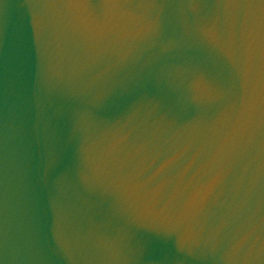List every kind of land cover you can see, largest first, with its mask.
Returning a JSON list of instances; mask_svg holds the SVG:
<instances>
[{
	"label": "water",
	"instance_id": "obj_1",
	"mask_svg": "<svg viewBox=\"0 0 264 264\" xmlns=\"http://www.w3.org/2000/svg\"><path fill=\"white\" fill-rule=\"evenodd\" d=\"M0 264H264V0H0Z\"/></svg>",
	"mask_w": 264,
	"mask_h": 264
}]
</instances>
